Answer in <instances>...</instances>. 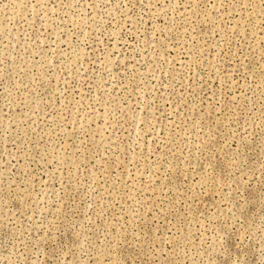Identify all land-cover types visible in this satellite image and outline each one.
<instances>
[{
    "label": "rangeland",
    "instance_id": "374dc122",
    "mask_svg": "<svg viewBox=\"0 0 264 264\" xmlns=\"http://www.w3.org/2000/svg\"><path fill=\"white\" fill-rule=\"evenodd\" d=\"M0 264H264V0H0Z\"/></svg>",
    "mask_w": 264,
    "mask_h": 264
}]
</instances>
